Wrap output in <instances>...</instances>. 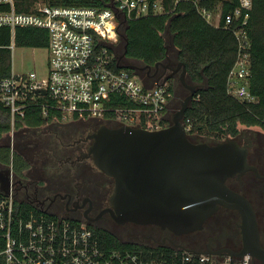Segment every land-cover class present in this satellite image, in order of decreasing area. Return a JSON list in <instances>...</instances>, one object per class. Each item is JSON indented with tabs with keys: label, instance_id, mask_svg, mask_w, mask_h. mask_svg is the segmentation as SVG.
Masks as SVG:
<instances>
[{
	"label": "built area",
	"instance_id": "1",
	"mask_svg": "<svg viewBox=\"0 0 264 264\" xmlns=\"http://www.w3.org/2000/svg\"><path fill=\"white\" fill-rule=\"evenodd\" d=\"M200 1L108 0L103 8L42 4L32 12H18L15 0H0V28L10 29L12 35L18 28L48 32L46 75L11 73L0 78V104L9 109L12 121L24 117L35 103L44 117L51 116L56 123L96 119L161 129L174 97L170 82L147 83L134 71L120 68L115 49L122 22L169 14L180 3H192L209 25L231 33L236 58L227 78V94L240 102H256L248 91L252 0H221L238 4L225 15L221 8L211 11L199 6ZM13 47L12 42L9 48ZM105 114L115 115L116 120L104 119ZM183 125L188 133L191 122L187 119ZM16 193L14 185L10 195L0 197V264H251L247 254L220 257L138 243H125L136 249L106 248L84 220L53 216L31 203L34 209L17 210Z\"/></svg>",
	"mask_w": 264,
	"mask_h": 264
},
{
	"label": "trees",
	"instance_id": "2",
	"mask_svg": "<svg viewBox=\"0 0 264 264\" xmlns=\"http://www.w3.org/2000/svg\"><path fill=\"white\" fill-rule=\"evenodd\" d=\"M107 1L44 0V4L103 8L107 5ZM34 2L35 0H15V9L18 12H32L35 10ZM167 6L171 8L169 2ZM199 6L211 11L221 8L222 14L225 15L238 4L221 0H201ZM119 34L126 39V42L122 43L120 37L115 49L117 59L125 53L120 65L136 66L138 70L135 73L145 78L147 83H151L152 80L145 77L147 70L141 69L150 66L154 70L158 63L171 59L169 54L173 49L176 65L182 62L186 67L188 82L201 85L184 117V121L188 119L191 122V130L187 133L189 139L197 136L220 141L226 137H235L239 133L240 126H255L264 131V0H252L248 23V34L252 46L248 91L256 98V102L253 103L240 102L227 94V78L236 58V42L233 36L221 27L215 28L209 25L198 14L192 3H180L174 11L162 16H147L122 22ZM167 36L171 38L170 46ZM12 39L17 47L37 49L48 47L46 30L18 28L12 35L10 29L0 28V78L11 74L12 50L9 47ZM124 44L127 45L126 52L123 49ZM167 46H169L168 50ZM171 89H173L172 85ZM122 104L125 103L122 101ZM104 119L116 120V116L105 114ZM171 120L172 118L161 121L160 128L168 127ZM151 122H153L152 119ZM72 124L56 123L52 121L51 116L44 117L41 108L35 103L27 109L24 117H15L12 121L9 109L0 104V167L11 168L14 181L21 183L16 185L15 198L20 186L27 185L26 182L29 179L27 174L32 167L29 157H33L35 165L38 166L40 175L36 179L40 185L47 182L48 178L55 179L62 174L59 173L62 171L61 167L56 163H61L59 155L65 156V154L58 149L68 145H65L63 140L66 134L68 137L75 136V130H70ZM53 125L56 129L50 131L49 128ZM142 127L148 129L144 124ZM43 130L45 134L47 133L44 138H51V146L55 148L50 149V146L41 152V149L47 147L45 139L41 143L43 138H36L30 134ZM10 134L15 135L19 141L16 147L3 142L5 136ZM50 173L54 175H47ZM0 197H3L1 193ZM15 208L25 211L34 209L24 199L22 201L16 199ZM91 229L103 247L117 250L138 248V246L120 242L107 231Z\"/></svg>",
	"mask_w": 264,
	"mask_h": 264
},
{
	"label": "water",
	"instance_id": "3",
	"mask_svg": "<svg viewBox=\"0 0 264 264\" xmlns=\"http://www.w3.org/2000/svg\"><path fill=\"white\" fill-rule=\"evenodd\" d=\"M120 37L125 43L124 36ZM126 48L124 44L125 52ZM124 57L125 53L118 57V62ZM119 67L138 70L133 65ZM141 70H147V78L156 85L179 74V82L189 94L166 128L146 130L128 125L116 128L103 125L86 138L93 141L88 155L94 165L114 180L110 199L113 209L108 210L111 217L119 224L157 225L183 235L199 230L222 205L238 209L255 227L249 203L225 185L227 178L248 168L246 152L233 141L195 144L183 125L185 113L201 85L187 84V70L182 62L164 78L150 74V66ZM11 175V168L0 170V193L5 196L10 195L11 187L21 185L12 182ZM44 202L32 201L31 204L40 208ZM245 254L247 252L239 256Z\"/></svg>",
	"mask_w": 264,
	"mask_h": 264
},
{
	"label": "flooded vegetation",
	"instance_id": "4",
	"mask_svg": "<svg viewBox=\"0 0 264 264\" xmlns=\"http://www.w3.org/2000/svg\"><path fill=\"white\" fill-rule=\"evenodd\" d=\"M176 67V63L168 58L157 68L154 67V70L151 69V72L164 78L172 74ZM177 78L179 80V74L168 81ZM84 122L91 125L86 136L77 137L67 145L65 162L69 163V167L59 177L43 185L39 181H32L24 187L20 186L18 195L21 194L28 203L45 201L40 207L42 211L57 217L84 220L89 226L107 231L118 240L220 257L228 253L235 255L233 257H240L239 255L247 252L251 264H264V131L261 128L240 126L235 137L203 142L217 145L233 141L246 152L248 168L227 178L225 185L249 203L255 216L256 228L251 226L238 209L219 205L199 230L176 235L157 225L119 224L111 217L108 210L113 209L110 199L114 180L94 165L88 155L93 141L86 138L103 125L109 128L113 126L106 122L99 125L100 122L96 119ZM193 143L198 144L196 140ZM61 196L65 198L61 199Z\"/></svg>",
	"mask_w": 264,
	"mask_h": 264
},
{
	"label": "rangeland",
	"instance_id": "5",
	"mask_svg": "<svg viewBox=\"0 0 264 264\" xmlns=\"http://www.w3.org/2000/svg\"><path fill=\"white\" fill-rule=\"evenodd\" d=\"M42 4H44V0H35L33 6H34V8H37L38 6H40ZM13 39H12V42L14 44V47H13L12 52H11V73H13V74H29V73L35 72L40 77L45 76L47 73V69H48V51H47V49L17 47V46H15ZM167 42H168V45L170 46V44H171L170 36H167ZM169 55L171 56V59H173V61L175 62V52L173 49H171ZM178 81H179L178 78H177V80L169 81L173 87L174 97L171 100V102L169 103L167 111H166V118H168V119L172 118L173 114L180 109V105H181L182 101L189 94V92L182 85H180V82H178ZM186 82L189 85H195V84L189 83L188 80H186ZM97 121L100 122L99 124H101V125H103L105 122L110 123V125L113 126L111 128H116V127L120 126L119 124L111 123L109 121H104V120H97ZM90 126L91 125H88L87 122H84L83 120L73 123L70 130L71 129L73 131L75 130V133L77 136H73V137L69 136L70 137L69 138L68 135L66 134L63 138L65 145L72 143V141H74L77 137L86 136L85 134L90 129ZM54 129H56V128H54V125L49 128L50 131H52V130L54 131ZM45 131L47 132V129H45ZM46 134H45L44 130L42 132H33L32 134H30L36 138H43V140L40 141L41 143H43V141L45 139L47 147L45 149H41V152H44L48 147H50L52 145L51 138H44V135L46 136ZM190 140L192 142H193V140H196L198 143L199 142L203 143V142L212 141V138L194 136V137H190ZM3 142L8 143L11 147H16V143L17 142L19 143V141H17V138H15V135H13V134H10L9 136H5ZM64 147L66 149H64ZM29 148H32V147H29ZM54 148H55L54 146H51L50 149H54ZM24 150H25V146H24ZM58 150L62 151L65 155L68 152L67 146H62ZM39 153H37V154H39ZM59 159H61L62 162L59 164L58 163H56V164L59 167H61L62 171H65L69 167V163L65 162L66 161L65 156L59 155ZM29 160L32 163V167H31V170L29 171V173L27 174V177L29 178L26 182L27 184L31 183L32 181H37L36 178H38L37 176L40 175L38 166H36L35 165L36 162H34L35 159H33V157H29ZM2 169H5V167H0V170H2ZM61 172H59V173H61ZM47 175L51 176L54 174L50 173ZM50 179H52V178H48V181ZM16 199L19 201H22L23 197L21 194H19V195H17ZM119 240L122 243H137L135 241H129V242L124 241V239H119Z\"/></svg>",
	"mask_w": 264,
	"mask_h": 264
},
{
	"label": "crops",
	"instance_id": "6",
	"mask_svg": "<svg viewBox=\"0 0 264 264\" xmlns=\"http://www.w3.org/2000/svg\"><path fill=\"white\" fill-rule=\"evenodd\" d=\"M152 83V82H151ZM163 120L165 121H168V118H166V113L164 114V116H163Z\"/></svg>",
	"mask_w": 264,
	"mask_h": 264
}]
</instances>
